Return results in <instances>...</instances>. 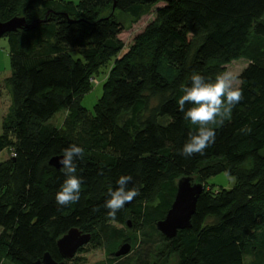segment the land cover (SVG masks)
I'll return each instance as SVG.
<instances>
[{"label":"trees","instance_id":"1","mask_svg":"<svg viewBox=\"0 0 264 264\" xmlns=\"http://www.w3.org/2000/svg\"><path fill=\"white\" fill-rule=\"evenodd\" d=\"M110 2V13L103 14L90 0L81 7L0 0V21L23 17L40 23L7 34L13 108L12 123L0 135V154H11L0 163V264L4 258L36 264L47 252L62 261L57 242L72 228L92 235L86 245L106 238L132 247L114 223L150 226L162 248L154 262L112 264H245L250 248L264 264V0ZM151 7L155 19L134 38L131 52L117 58L90 115L82 97L125 47L115 12L141 19ZM76 48L85 63L71 59L69 51ZM240 59L249 61L239 76L243 99L223 125H211L215 142L203 154L181 155L189 132L198 128L178 110L183 87L191 85L193 72L214 80ZM64 110V127L50 125ZM245 126L250 133L241 131ZM72 144L84 148L83 159L76 160L80 200L59 206L55 195L66 176L50 160ZM221 173L237 183L213 193L207 181ZM121 175H131L127 187L140 194L113 219L104 205ZM185 176L205 189L192 227L168 239L157 223L166 218Z\"/></svg>","mask_w":264,"mask_h":264},{"label":"rangeland","instance_id":"2","mask_svg":"<svg viewBox=\"0 0 264 264\" xmlns=\"http://www.w3.org/2000/svg\"><path fill=\"white\" fill-rule=\"evenodd\" d=\"M64 1L74 4L76 7H81L84 0H56ZM90 4L99 6L103 14H108L111 11L110 0H90ZM156 7L148 9L146 14L141 19H135L129 15L121 14L116 11L115 14L118 20L124 26V32L120 36L124 41L125 47L118 54V57H111L107 64L101 69V73L98 78L93 79L94 87L81 99V104L85 107L90 115L94 114V107L97 102L103 98L105 94V85L108 82L107 75L115 65L117 58H122L125 54H129L133 47L134 38L144 30V28L155 19ZM69 55L75 62L85 63V58L81 52V49H70ZM146 54L144 57H146ZM249 65V61L245 59L236 60L227 66V71L237 75L238 78L242 71ZM12 65L9 49L8 36L4 35L0 38V87L2 95L0 97V135L4 134L5 123L7 125L12 123V108H13V96L11 90L8 87L7 79L12 75ZM96 80V81H95ZM67 118V112L61 111L50 122V125L58 128H63L65 119ZM11 154L9 151H4L0 154V163L9 159ZM251 164V162H250ZM246 165L245 167H247ZM237 181L234 177L229 176L226 173L218 174L208 179L207 184L211 187L213 193H218L223 190H231L235 187ZM120 231H124L127 237L132 240V248L129 254L117 257L115 254L119 251L124 244L123 239H115L107 241L106 238L102 240V244H89L85 246L83 252L77 253L75 256L77 261H71V264H112L116 261H128V262H141L145 259L152 262L157 261V252L162 248L161 238L157 231L153 228L144 227L140 225L134 228L133 225H121L113 224ZM4 258V257H3ZM262 256L257 255L251 248L249 252L245 254V264H262ZM3 264H10L5 258Z\"/></svg>","mask_w":264,"mask_h":264},{"label":"clouds","instance_id":"3","mask_svg":"<svg viewBox=\"0 0 264 264\" xmlns=\"http://www.w3.org/2000/svg\"><path fill=\"white\" fill-rule=\"evenodd\" d=\"M182 92L183 95L177 102L178 110L184 113V119L198 128L194 133L189 132V139L180 154L186 157L203 154L215 142L216 131L211 125H223L225 119L230 118L233 108L243 99L241 81L230 71L217 74L214 80H206L203 75L193 72L191 85L183 87ZM186 104L192 106L185 111ZM241 131L247 134L251 132V128L245 126ZM83 154L84 148L76 144L63 150V158L59 160V164L62 165L61 170L66 179L55 195L59 206L72 205L80 200L82 178L76 175V160H82ZM131 181V175H121L117 180L118 187L109 190L110 199L104 205L109 210V217L115 219L125 203L132 202L140 194L138 189L127 187Z\"/></svg>","mask_w":264,"mask_h":264},{"label":"water","instance_id":"4","mask_svg":"<svg viewBox=\"0 0 264 264\" xmlns=\"http://www.w3.org/2000/svg\"><path fill=\"white\" fill-rule=\"evenodd\" d=\"M38 24H28L23 17H14L6 22L0 21V38L19 30H32ZM62 158L63 155L53 157L50 160V165L61 169L62 165L59 164V160ZM204 189V184L196 182L193 177L185 176L179 179L177 193L172 207L167 213L166 218L157 223V227L163 235L168 239H173L177 237L180 230H186L192 227V218L197 211L198 201ZM91 239V234H86L78 228H72L57 242V247L63 260L57 261L47 252L43 259L36 264H71L70 261L75 258L80 248L88 244ZM131 248L130 244L123 245L116 252V256L122 257L129 254Z\"/></svg>","mask_w":264,"mask_h":264},{"label":"built area","instance_id":"5","mask_svg":"<svg viewBox=\"0 0 264 264\" xmlns=\"http://www.w3.org/2000/svg\"><path fill=\"white\" fill-rule=\"evenodd\" d=\"M96 81V80H95Z\"/></svg>","mask_w":264,"mask_h":264}]
</instances>
